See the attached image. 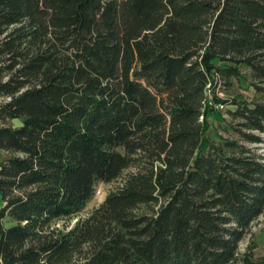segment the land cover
I'll return each mask as SVG.
<instances>
[{
  "label": "trees",
  "instance_id": "16d2710c",
  "mask_svg": "<svg viewBox=\"0 0 264 264\" xmlns=\"http://www.w3.org/2000/svg\"><path fill=\"white\" fill-rule=\"evenodd\" d=\"M241 68L260 100L218 98ZM0 98L1 264L236 263L264 211V0H0ZM216 104L243 143L207 139Z\"/></svg>",
  "mask_w": 264,
  "mask_h": 264
},
{
  "label": "rangeland",
  "instance_id": "374dc122",
  "mask_svg": "<svg viewBox=\"0 0 264 264\" xmlns=\"http://www.w3.org/2000/svg\"><path fill=\"white\" fill-rule=\"evenodd\" d=\"M242 78L240 81L234 79L230 80V83H217L214 88L215 95L222 99L238 103L252 104L260 100V95L255 93L254 89L250 85V79L247 75L245 68L240 69ZM212 90L207 92L209 96L212 95ZM210 99V97H209ZM3 99L0 98V104ZM214 115L208 118V130L207 139L215 144H219L221 139L239 141L243 143L232 128L237 124V121L233 119L229 111H234L235 106L232 104L222 106L219 104L214 105ZM8 125L17 127L20 125L18 121L8 122ZM263 143L260 144H246L250 148H254L258 153L264 155V135L261 136ZM7 154L0 151V163L5 160ZM120 181L111 183L97 182L94 187V194L85 207L75 216L61 219L54 223V228L58 230L70 229L78 221L87 219L105 200L106 196L118 187ZM1 204V203H0ZM5 227L11 226L10 220L3 222ZM251 252L255 260L264 264V211L263 213L250 225L247 233L244 235L242 241L238 246V257L235 264H241L240 260L245 253ZM1 264V261H0Z\"/></svg>",
  "mask_w": 264,
  "mask_h": 264
}]
</instances>
